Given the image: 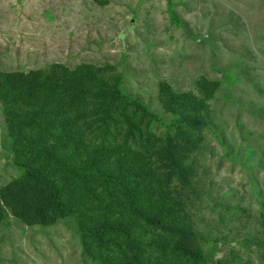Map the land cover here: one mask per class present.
<instances>
[{"label":"rangeland","instance_id":"obj_1","mask_svg":"<svg viewBox=\"0 0 264 264\" xmlns=\"http://www.w3.org/2000/svg\"><path fill=\"white\" fill-rule=\"evenodd\" d=\"M172 4L181 25L168 0H0V71L110 65L106 76L122 74L123 90L163 119L160 82L198 94L201 77L219 81L211 127L189 160L188 209L211 264H264V0ZM144 129L143 143L164 132ZM13 158L0 103V187L22 174ZM0 264L94 263L74 218L28 226L9 213Z\"/></svg>","mask_w":264,"mask_h":264},{"label":"trees","instance_id":"obj_2","mask_svg":"<svg viewBox=\"0 0 264 264\" xmlns=\"http://www.w3.org/2000/svg\"><path fill=\"white\" fill-rule=\"evenodd\" d=\"M168 10L181 25L172 0ZM111 70L0 71L7 138L22 171L0 187V222L9 213L28 226L74 218L94 264H211L188 209L189 160L211 127L220 82L201 77L198 94L160 82L163 119L123 90L122 74L108 78ZM152 124L163 135L139 142Z\"/></svg>","mask_w":264,"mask_h":264},{"label":"water","instance_id":"obj_3","mask_svg":"<svg viewBox=\"0 0 264 264\" xmlns=\"http://www.w3.org/2000/svg\"><path fill=\"white\" fill-rule=\"evenodd\" d=\"M216 264H225V263H222V262H217Z\"/></svg>","mask_w":264,"mask_h":264}]
</instances>
